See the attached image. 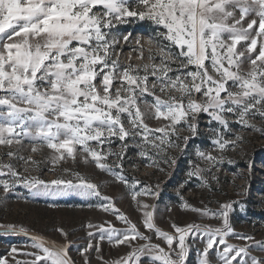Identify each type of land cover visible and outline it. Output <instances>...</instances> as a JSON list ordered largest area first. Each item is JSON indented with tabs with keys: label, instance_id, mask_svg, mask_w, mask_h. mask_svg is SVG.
I'll list each match as a JSON object with an SVG mask.
<instances>
[{
	"label": "snow or ice",
	"instance_id": "1",
	"mask_svg": "<svg viewBox=\"0 0 264 264\" xmlns=\"http://www.w3.org/2000/svg\"><path fill=\"white\" fill-rule=\"evenodd\" d=\"M133 21L152 27L148 43L157 51L149 49L148 63L122 67L114 58L120 40L112 29ZM140 53L138 58L144 59L142 49ZM201 114L209 118L212 151L218 155L196 148L199 162L192 163L186 175L213 191L210 179L218 182L214 172L224 153L243 143L241 135H228L236 131L231 123L264 135V128L253 123L257 118L264 122V0H0V145L11 148L27 141L34 154L47 148L53 164L75 162L79 156L85 165L91 163L135 189L139 181L129 184L123 175L128 151L136 149L135 155L152 161L150 166L158 167L161 159L174 165L176 158L167 155V149L185 151L188 141L200 135ZM146 119H155L161 126L150 127ZM179 131L189 135L181 138ZM181 139L183 146L178 143ZM116 141L119 152L112 147ZM6 156L22 161L25 172L30 164L38 165L31 156L12 150ZM109 157L115 158L114 166ZM2 161L0 157V191L5 200L22 186L33 195L73 194L103 201L88 207L110 212L127 229L111 224L87 227L100 233V241L132 249L116 264H140L145 253L149 264H186L197 240L203 244L198 264H264V259L249 255L250 249L264 252V243L255 237H236L245 241L242 247L228 243L234 235L229 215L238 202L220 204L213 212L191 206L177 191L183 210L221 223L182 227L173 222L170 233L155 224V206L137 200L157 198L159 191L148 186L132 190V200L143 210L144 229L154 233L166 250L152 243L151 236L141 233L96 183L79 172L70 173V179L45 181L22 175L14 164ZM245 207L239 204L240 211ZM5 231L27 235L23 227L10 225ZM57 231L67 238L63 229ZM88 236L94 233L89 231ZM30 239L34 251L21 253L28 259L16 264H75L68 255L71 242L48 247L40 237ZM91 250L100 252L99 243L94 245L90 239L79 251L84 256ZM11 252L19 250L13 247ZM0 264L6 261L0 258ZM84 264H90L87 256Z\"/></svg>",
	"mask_w": 264,
	"mask_h": 264
},
{
	"label": "rangeland",
	"instance_id": "2",
	"mask_svg": "<svg viewBox=\"0 0 264 264\" xmlns=\"http://www.w3.org/2000/svg\"><path fill=\"white\" fill-rule=\"evenodd\" d=\"M120 42L115 46L116 55L122 67L129 64L140 66L148 63L147 56L149 49L155 53V45H149L148 39L153 36L152 27L144 22L133 21L132 23L118 25L112 29ZM127 35L128 40L124 41L123 37ZM137 40L140 44H137ZM143 50L144 59L138 58L140 50ZM159 59V56H157ZM149 102L151 97H145ZM142 109L149 111L146 106L141 105ZM208 117L201 114L199 119V132L195 138L188 141L187 148L184 152L179 149H167V155L175 157L174 165H167L162 162L159 166H150L152 161L135 155L136 149H130L123 163V175L131 184L133 180L139 181L135 189H130L124 184L115 180L113 176L96 169L93 164L85 165L80 161L79 156L73 162L71 159L58 161L53 164L49 153L51 150L45 148L38 153H31L30 145L27 141L23 145L8 146L0 145V157H3V163H12L17 170L25 176H36L45 181H51L63 177L72 178L70 173L79 172L89 180L99 186L101 193L111 198L114 206L128 218L131 223L137 225L138 230L152 237V243L160 244L161 247L167 246L155 238L154 233L147 231L143 227V210L138 207L137 202L131 198L132 190H142L145 186L159 191L157 198L147 196L137 197V200L154 207V222L162 230L172 232L170 225L174 222L179 226H186L189 223L210 225L219 227L220 221L217 219L204 218L198 213L183 210L181 208V199L196 208H209L215 212L219 205L229 202H238L234 204V211L229 215V222L234 229V235L227 238L228 243L242 247L245 241L238 239V236H253L255 241L264 243V135L259 131L243 130L240 126L231 123V127L236 130L228 135L239 134L243 137V143L236 147L235 151L224 153L225 159L219 164L218 170L214 172L218 178L217 181L210 183L213 191L200 187V181L195 177L189 179L186 175L190 170L192 163H198L195 156L196 148L206 152H213L211 144L212 133L209 130L211 126L207 124ZM150 127L161 126V122L155 119H146ZM257 128H264V122L259 118L253 121ZM178 135H189L186 131H179ZM175 139V137H173ZM183 146V140H179ZM119 141H116L112 147L116 152L120 151ZM15 151L20 156H31L38 165H29V171H24V164L18 159H9L6 153ZM231 160L232 163L228 161ZM108 162L113 166L116 163L114 157H109ZM202 167L206 165L201 164ZM163 168L164 171L159 169ZM68 169L69 172L64 170ZM114 171L120 169L114 167ZM183 184V187L180 185ZM159 185L156 189L155 186ZM179 191L180 196L177 195ZM0 191V258L6 261V264H16V260H26L21 253L34 251L31 247V237H40L44 240L45 245L59 247L70 243L68 247L69 257L75 261V264H84V258L90 259V264H116L122 257H126L131 248L127 245L116 246L110 244L107 239L100 241V233L95 228L89 229L88 224L103 225L107 227L111 224L113 227L124 230L128 225L120 222L110 212H104L97 207H88L89 204H100L98 198L92 197L83 199L79 196L68 195H33L27 188L17 187L14 191L7 194ZM244 204L245 210L240 211L239 204ZM151 210V209H150ZM15 226L16 229L23 227L27 230V235L6 232L7 226ZM63 229L67 233V238L57 231ZM94 233L93 237L88 236V232ZM95 245L99 243L100 252L95 250L80 254V249L86 247L89 240ZM142 241L136 242L134 246H139ZM252 243V242H249ZM16 247L19 253H12L11 249ZM203 244L198 240L192 244L189 251L186 264H198V251L202 249ZM102 257V259L98 258ZM213 258L216 256L215 250L212 253ZM250 256L264 259V252L250 249ZM241 259L240 257L237 258ZM247 259V257H244ZM140 264H149L148 254L145 253L140 260ZM158 264V262H157ZM219 264V261H217ZM233 264H236L234 261Z\"/></svg>",
	"mask_w": 264,
	"mask_h": 264
},
{
	"label": "water",
	"instance_id": "3",
	"mask_svg": "<svg viewBox=\"0 0 264 264\" xmlns=\"http://www.w3.org/2000/svg\"><path fill=\"white\" fill-rule=\"evenodd\" d=\"M50 247H55V246L51 245Z\"/></svg>",
	"mask_w": 264,
	"mask_h": 264
}]
</instances>
